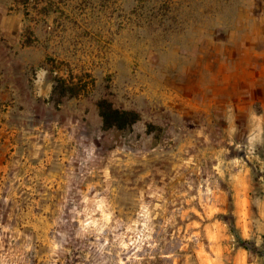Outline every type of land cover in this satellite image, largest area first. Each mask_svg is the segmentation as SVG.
<instances>
[{
  "label": "rangeland",
  "instance_id": "obj_1",
  "mask_svg": "<svg viewBox=\"0 0 264 264\" xmlns=\"http://www.w3.org/2000/svg\"><path fill=\"white\" fill-rule=\"evenodd\" d=\"M103 97L141 120L104 129ZM213 245L264 264V0H0V264Z\"/></svg>",
  "mask_w": 264,
  "mask_h": 264
},
{
  "label": "trees",
  "instance_id": "obj_2",
  "mask_svg": "<svg viewBox=\"0 0 264 264\" xmlns=\"http://www.w3.org/2000/svg\"><path fill=\"white\" fill-rule=\"evenodd\" d=\"M82 88L78 82L73 79L69 81L63 77H57L56 83L53 86L52 97L58 92H62V96L77 95ZM60 99H58V102ZM99 114L102 118L104 129H118L126 130L132 128L138 121L141 120V115L138 111L133 109L119 108L114 105L109 98H100L97 102ZM152 126V125H151Z\"/></svg>",
  "mask_w": 264,
  "mask_h": 264
},
{
  "label": "crops",
  "instance_id": "obj_3",
  "mask_svg": "<svg viewBox=\"0 0 264 264\" xmlns=\"http://www.w3.org/2000/svg\"><path fill=\"white\" fill-rule=\"evenodd\" d=\"M211 248L213 250L211 257L200 256V264H222L226 257H229V260H231L233 264H249L248 252L242 246L224 245V248L220 246L216 247L219 250L223 249L221 253L215 251L214 245ZM226 251H228V253H226Z\"/></svg>",
  "mask_w": 264,
  "mask_h": 264
}]
</instances>
